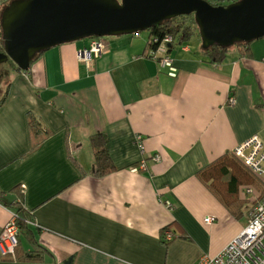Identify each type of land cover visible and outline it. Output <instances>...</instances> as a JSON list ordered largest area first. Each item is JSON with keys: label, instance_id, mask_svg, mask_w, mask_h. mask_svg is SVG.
Instances as JSON below:
<instances>
[{"label": "crops", "instance_id": "obj_1", "mask_svg": "<svg viewBox=\"0 0 264 264\" xmlns=\"http://www.w3.org/2000/svg\"><path fill=\"white\" fill-rule=\"evenodd\" d=\"M196 32L168 44L174 76L148 57V31L103 36L88 64L76 57L86 37L4 69L0 229L17 207L29 221L0 264H194L246 224L237 186L262 182L229 151L254 134L264 146V36L212 64ZM95 133L113 165L101 175ZM33 249L38 260L20 258Z\"/></svg>", "mask_w": 264, "mask_h": 264}, {"label": "water", "instance_id": "obj_2", "mask_svg": "<svg viewBox=\"0 0 264 264\" xmlns=\"http://www.w3.org/2000/svg\"><path fill=\"white\" fill-rule=\"evenodd\" d=\"M189 13L202 49L264 36V0H9L0 10V62L10 59L26 71L56 44L139 32Z\"/></svg>", "mask_w": 264, "mask_h": 264}, {"label": "built area", "instance_id": "obj_3", "mask_svg": "<svg viewBox=\"0 0 264 264\" xmlns=\"http://www.w3.org/2000/svg\"><path fill=\"white\" fill-rule=\"evenodd\" d=\"M137 33V32H135ZM156 41L151 36L146 41L147 55L157 61L160 67L166 70L170 76L176 74V67L168 55V44L172 42L170 34L164 35L154 48L149 47V42ZM104 48L103 36L91 37L88 47L77 50L76 57L88 64L91 57L98 56ZM233 99L230 97V102ZM134 141L142 153L144 150L140 134L134 136ZM232 154L260 181L264 186V146L258 135L254 134L238 143L231 149ZM158 155H152L151 159L158 160ZM139 167L144 166V160L139 161ZM137 170V167H132ZM244 194L256 195L251 187L242 189ZM169 206V203L166 202ZM246 224L228 243L215 255L200 256L194 264H264V195L261 196L248 210ZM211 216L203 218L204 223H210ZM171 235L166 232L165 238ZM18 241V226L16 214L13 212L10 218L0 229V256L14 257V249Z\"/></svg>", "mask_w": 264, "mask_h": 264}, {"label": "trees", "instance_id": "obj_4", "mask_svg": "<svg viewBox=\"0 0 264 264\" xmlns=\"http://www.w3.org/2000/svg\"><path fill=\"white\" fill-rule=\"evenodd\" d=\"M8 1L9 0L0 4V10L5 4L8 3ZM210 3L215 4V5L219 4V2L218 3L210 2ZM194 30H197V27H196L195 22L193 20L192 13L174 16L172 18H169V19L163 21L160 24L153 25L147 29V31L149 32L148 36H151L152 38L156 39L155 42L154 41L149 42V47L154 48L156 46V44L160 41V39L166 34H170L172 36V41L174 38H176L178 41H181L183 39L188 38L194 32ZM197 33H198V30H197ZM89 38H91V37H89ZM247 43L248 42H239V43H234L233 45L245 46ZM170 44H171V42H170ZM231 46L224 47V46H219L217 44H213V45L209 46L208 48L201 49V51L204 54V56L207 58L208 62H210L212 64H216V63H219L223 59L226 50ZM0 50H2L1 42H0ZM40 53H38L36 55V57ZM10 64L15 66V64L12 61H10ZM3 98H4V94L0 96V104L3 101ZM89 140H90V145L92 147V154H93V174L101 175L103 173H106V172L112 170L113 165L110 162V159L106 153V149L104 146V143H105L104 135H102L101 133H95L94 135L90 136ZM229 154L232 157H234L238 162H240L239 159L237 157H235L231 151H229ZM240 164L250 174H252L241 162H240ZM245 187H251L256 192V195L248 197L247 194H244L243 190H242ZM237 189L240 193H242L245 196L243 199L250 202V206L253 205L261 196L264 195L263 184L261 185V189L260 188L257 189L256 187H254L251 184H244L243 183V184H239L237 186ZM14 213L16 214V223L18 226V241H19V235L27 234L28 221H29L28 219L29 218L27 217L26 212L20 207H17L15 209ZM18 241H17L16 247L18 245ZM16 247H15V249H16ZM36 247L40 248L39 245H36ZM15 249H14V257L12 259L17 258L15 255ZM20 258L38 260L40 258V254H39V251L37 249H33V250L26 252ZM67 262H69V260Z\"/></svg>", "mask_w": 264, "mask_h": 264}, {"label": "rangeland", "instance_id": "obj_5", "mask_svg": "<svg viewBox=\"0 0 264 264\" xmlns=\"http://www.w3.org/2000/svg\"><path fill=\"white\" fill-rule=\"evenodd\" d=\"M214 3H218V2H214ZM220 4V3H219ZM140 33H142V34H146V32H147V30H142V31H139ZM197 33V32H196ZM195 33V34H196ZM9 65H10V59H6V60H4V61H1L0 62V78H1V74H4L3 72H4V69H7L8 67H9ZM8 70V69H7ZM5 75V74H4ZM2 87H3V84L2 83H0V93H1V89H2ZM22 241V240H21Z\"/></svg>", "mask_w": 264, "mask_h": 264}]
</instances>
